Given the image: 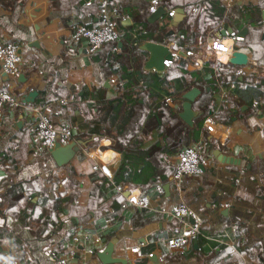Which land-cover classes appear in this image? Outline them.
I'll use <instances>...</instances> for the list:
<instances>
[{"label": "crops", "instance_id": "1", "mask_svg": "<svg viewBox=\"0 0 264 264\" xmlns=\"http://www.w3.org/2000/svg\"><path fill=\"white\" fill-rule=\"evenodd\" d=\"M156 1L0 0V38L19 44L23 58L17 77L0 64V88L22 102L6 106L2 118L0 260L103 264L98 253L113 242L125 264H264V100L246 102L237 89L264 92V0ZM103 9L119 39L98 51L73 41L77 25L97 26ZM134 31L145 36L139 46L128 39ZM227 34L239 37L248 65L215 60L210 43ZM147 41L180 59L162 72L149 69L140 48ZM189 49L194 56H185ZM194 87L201 93L190 126L179 113ZM33 90L35 101L25 102ZM37 108L82 142L68 164L57 165L36 142ZM208 117L218 123L214 134L204 127ZM198 142L209 165L183 180L181 198L202 216V234L172 249L165 239L183 230V220L123 204L131 193L170 185L175 153ZM215 150L239 162L223 163ZM178 200L170 185L152 206Z\"/></svg>", "mask_w": 264, "mask_h": 264}, {"label": "built area", "instance_id": "2", "mask_svg": "<svg viewBox=\"0 0 264 264\" xmlns=\"http://www.w3.org/2000/svg\"><path fill=\"white\" fill-rule=\"evenodd\" d=\"M88 4L93 0H86ZM156 3V0H153ZM156 10V7H153ZM175 11H171L170 15L174 16ZM120 29L118 24L112 17V14L107 9L101 12V22L95 27H86L84 25H77L72 40L78 41L80 39L88 40L93 51H98L105 45L115 42L119 39ZM137 37L136 31L133 32V38ZM239 37L227 34L223 38L213 39L210 43V51L217 62L227 64L233 57L236 50H241L235 43ZM232 39V43L229 40ZM136 44V43H135ZM195 51L189 49L185 52L186 57H192ZM181 54L175 52L171 60L165 61V66L169 67L174 62L179 60ZM0 64L5 73L10 77H17L23 69V58L21 54V46L11 41H5L0 38ZM68 102V99H60L61 104ZM259 102L254 100V104ZM22 104L21 100L15 96L10 90L0 88V140L2 137V118L4 115V108H18ZM218 123L212 117H208L205 121V129L214 134L217 131ZM34 127L36 142L48 151L54 149L57 143L66 145L73 140V134L68 126L56 125L52 122L49 115L41 108L34 109ZM209 165V159L201 152L200 142L185 147L175 153L174 155V172L170 185L179 193L177 203L172 207L166 206L153 207L152 201L159 199L165 193V186L162 183L156 184L147 192H140L139 194H129L126 196V201L123 204L125 208L142 209L154 208L161 213L170 214L176 219L184 221L183 230L179 233L169 236L165 242L172 249L182 250L189 247L194 238L202 234L203 218L192 207L187 205L181 198L183 194V180L186 177H193L202 174L205 168ZM190 219V221H188ZM192 220V221H191ZM139 248H135V251ZM0 264H21L19 259L14 256H6L0 260Z\"/></svg>", "mask_w": 264, "mask_h": 264}, {"label": "water", "instance_id": "3", "mask_svg": "<svg viewBox=\"0 0 264 264\" xmlns=\"http://www.w3.org/2000/svg\"><path fill=\"white\" fill-rule=\"evenodd\" d=\"M104 1V0H102ZM155 15H159L161 12H165L164 9L160 8L156 11ZM179 12H182V9H179ZM141 50L147 51L149 53V59L146 63V66L149 69H156L159 72H162L166 69L165 61L171 60L173 55L168 46L158 43L147 41L141 45ZM249 63V55L242 50H236L233 53V57L230 59V64L237 66H246ZM20 80H25V75H20ZM201 90L197 87H194L185 93L182 97L184 99L182 103L183 110L179 113V116L185 121L188 125H194V118L197 115V112L193 109V102L200 95ZM38 95V91L33 90L28 95L25 96L24 101L27 103H32L35 101V98ZM82 142L78 140H73L70 143L63 145L57 143L54 149L51 151V155L57 165L64 166L68 164L75 155L81 150ZM215 157L223 163H238V159L224 155L220 150L214 151ZM170 185L167 184L165 189L169 191ZM192 221V220H191ZM114 252V243L110 242L107 247L98 253V257L103 264H125L127 261L123 258H117L113 256Z\"/></svg>", "mask_w": 264, "mask_h": 264}, {"label": "trees", "instance_id": "4", "mask_svg": "<svg viewBox=\"0 0 264 264\" xmlns=\"http://www.w3.org/2000/svg\"><path fill=\"white\" fill-rule=\"evenodd\" d=\"M128 39L129 41H131L132 45L139 46L145 40V36L137 35V37L134 39L133 36L130 35ZM237 89L238 93L242 96L244 100H246V102H250L252 100L262 102V100H264V92L254 85H247L243 89L238 86Z\"/></svg>", "mask_w": 264, "mask_h": 264}]
</instances>
